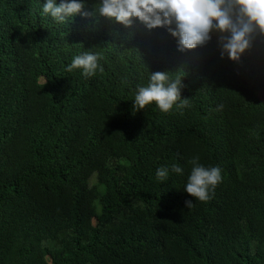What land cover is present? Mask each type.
<instances>
[{
    "label": "trees",
    "instance_id": "16d2710c",
    "mask_svg": "<svg viewBox=\"0 0 264 264\" xmlns=\"http://www.w3.org/2000/svg\"><path fill=\"white\" fill-rule=\"evenodd\" d=\"M41 2L0 0V264H264V35L234 62L220 33L181 52L165 28L60 25ZM87 50L103 72H68ZM150 72L186 107L134 109ZM193 157L221 169L207 201L184 191Z\"/></svg>",
    "mask_w": 264,
    "mask_h": 264
},
{
    "label": "clouds",
    "instance_id": "9594fccd",
    "mask_svg": "<svg viewBox=\"0 0 264 264\" xmlns=\"http://www.w3.org/2000/svg\"><path fill=\"white\" fill-rule=\"evenodd\" d=\"M87 8V0H44L40 14L60 25L68 24L77 15L106 17L125 28L138 19L149 30L165 28L176 39L181 52L207 45L216 32L220 33L221 58L226 56L234 62L240 61L252 47L257 33L264 35V0H100L91 12ZM101 59L98 52L87 50L75 55L66 70L80 69L84 77H92L103 72ZM168 73L150 72L148 83L136 88L134 109L143 110L153 103L163 113L186 107L188 99L181 97L182 80L171 78ZM189 164L192 167L184 191L196 201L209 200L222 181L220 167H206L199 157H193ZM170 171L184 174L179 164L170 169L161 166L156 170V179L166 180ZM185 203L189 209L194 204L192 200Z\"/></svg>",
    "mask_w": 264,
    "mask_h": 264
},
{
    "label": "rangeland",
    "instance_id": "374dc122",
    "mask_svg": "<svg viewBox=\"0 0 264 264\" xmlns=\"http://www.w3.org/2000/svg\"><path fill=\"white\" fill-rule=\"evenodd\" d=\"M260 97H261L262 99H264V93H261V94H260Z\"/></svg>",
    "mask_w": 264,
    "mask_h": 264
}]
</instances>
